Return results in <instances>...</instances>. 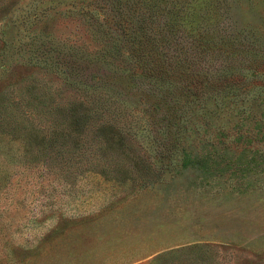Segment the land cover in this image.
Here are the masks:
<instances>
[{"label": "rangeland", "instance_id": "rangeland-1", "mask_svg": "<svg viewBox=\"0 0 264 264\" xmlns=\"http://www.w3.org/2000/svg\"><path fill=\"white\" fill-rule=\"evenodd\" d=\"M0 264H264V0H0Z\"/></svg>", "mask_w": 264, "mask_h": 264}, {"label": "trees", "instance_id": "trees-1", "mask_svg": "<svg viewBox=\"0 0 264 264\" xmlns=\"http://www.w3.org/2000/svg\"><path fill=\"white\" fill-rule=\"evenodd\" d=\"M141 28H142V26H141ZM144 51H145V49H144ZM144 51L143 50H141V51H138V50L135 51L134 50V52H133L136 64L137 63L139 64V62H141L143 65V67L141 68V71L144 70L147 73H149L150 76H158L160 79H163V80H169V78H175L173 76L174 74L169 73L170 70H169V72L166 71L165 66L161 67V64L158 63L156 59L154 60V63H155V65H157V67H153V66L151 67V66L145 65V64H147L148 55H146L144 53ZM152 57L154 58L155 56H152ZM180 69H181L180 72H183V76H181V79H179V80L188 89H194V88L198 89L201 86L205 87L207 84H209L208 82L198 81L197 78H194V76H190L188 71H186V69H182V68H180ZM76 104L77 105L70 104V106L67 107V112H68V114L71 115V123H69V125H68L69 128H67L66 129L67 131L65 132L67 134H69L71 131H74V130H76V132H77L80 128L84 127L85 120H83V118H85L86 116H83V115H86V114L79 113L80 108H82L83 111H87V113L93 111V108H87V105H85L83 102H77ZM31 113H34V112L28 110V111H26L25 116H27L29 118V115H32ZM6 115H9V114H6ZM1 120H2L1 122L4 121V122L8 123V127H11V126L13 127V128H11V130H12L11 132H12V134H14L15 130L17 129V126L19 125V121L18 120L14 121L15 124L12 125L13 124L12 122H8L9 120L4 119L3 117L1 118ZM32 130H34V128ZM30 133L31 132L24 133L23 137L25 139L37 137L36 135H31ZM42 140H44V138L40 137L38 142H40L42 144L43 143ZM44 143H45V141H44ZM28 144H29L28 142L23 143V145H28Z\"/></svg>", "mask_w": 264, "mask_h": 264}]
</instances>
